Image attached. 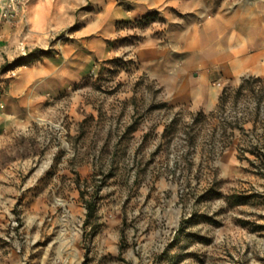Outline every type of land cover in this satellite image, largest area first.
<instances>
[{"label": "rangeland", "instance_id": "obj_1", "mask_svg": "<svg viewBox=\"0 0 264 264\" xmlns=\"http://www.w3.org/2000/svg\"><path fill=\"white\" fill-rule=\"evenodd\" d=\"M17 22L0 20V264H264V80L207 112L123 52L22 129Z\"/></svg>", "mask_w": 264, "mask_h": 264}, {"label": "crops", "instance_id": "obj_2", "mask_svg": "<svg viewBox=\"0 0 264 264\" xmlns=\"http://www.w3.org/2000/svg\"><path fill=\"white\" fill-rule=\"evenodd\" d=\"M150 14L157 19L132 24ZM23 16L17 55L31 62L4 94L6 116L20 117L22 129L123 52L168 104L207 112L226 87L264 80V0H31Z\"/></svg>", "mask_w": 264, "mask_h": 264}, {"label": "built area", "instance_id": "obj_3", "mask_svg": "<svg viewBox=\"0 0 264 264\" xmlns=\"http://www.w3.org/2000/svg\"><path fill=\"white\" fill-rule=\"evenodd\" d=\"M30 0H0V20L6 23H13L22 19L24 21L23 12ZM15 75V71H11Z\"/></svg>", "mask_w": 264, "mask_h": 264}, {"label": "trees", "instance_id": "obj_4", "mask_svg": "<svg viewBox=\"0 0 264 264\" xmlns=\"http://www.w3.org/2000/svg\"><path fill=\"white\" fill-rule=\"evenodd\" d=\"M157 18H156V14H150V15H147V16H144L134 22H132L133 25H136L138 27H143V26H146L147 24H149L151 21H155ZM130 22H124L122 25H126ZM243 85H240L239 88H242ZM226 89H224L221 94H220V97H219V101H218V105H221L223 103V101L225 100V95H226ZM197 116H200V114H198ZM196 120V119H195ZM86 207L88 209V213H92L93 210H94V204H92V202H87L86 203Z\"/></svg>", "mask_w": 264, "mask_h": 264}]
</instances>
